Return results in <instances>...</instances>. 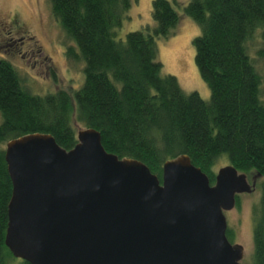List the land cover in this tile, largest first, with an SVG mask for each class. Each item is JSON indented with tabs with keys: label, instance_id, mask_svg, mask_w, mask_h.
I'll list each match as a JSON object with an SVG mask.
<instances>
[{
	"label": "trees",
	"instance_id": "1",
	"mask_svg": "<svg viewBox=\"0 0 264 264\" xmlns=\"http://www.w3.org/2000/svg\"><path fill=\"white\" fill-rule=\"evenodd\" d=\"M47 2L69 41L65 56L82 63L83 81L73 92L32 95L12 63L0 58V264L15 260L3 242L11 194L5 144L45 134L70 150L76 144L71 121L99 133L106 153L138 161L158 179L162 164L180 155L210 185L222 158L238 173L258 175L250 264H264V0H188L182 8L199 28L191 44L208 101L161 75L155 40L167 38L179 18L167 0L151 1L153 27L123 38L117 31L131 0ZM15 44L4 40L6 47Z\"/></svg>",
	"mask_w": 264,
	"mask_h": 264
},
{
	"label": "water",
	"instance_id": "2",
	"mask_svg": "<svg viewBox=\"0 0 264 264\" xmlns=\"http://www.w3.org/2000/svg\"><path fill=\"white\" fill-rule=\"evenodd\" d=\"M70 150L49 135L10 140L11 184L4 246L28 264H241L225 237L223 212L255 189L258 175L227 165L208 178L185 155L160 179L135 160L106 153L82 129Z\"/></svg>",
	"mask_w": 264,
	"mask_h": 264
},
{
	"label": "rangeland",
	"instance_id": "3",
	"mask_svg": "<svg viewBox=\"0 0 264 264\" xmlns=\"http://www.w3.org/2000/svg\"><path fill=\"white\" fill-rule=\"evenodd\" d=\"M151 1L131 0L127 19L117 31L118 38L146 26L153 27ZM167 1L179 18L167 38L155 40L161 75L173 76L184 93L195 92L203 101H208L209 91L195 68L191 44L199 34V28L182 15V8L188 0ZM4 40L16 44L6 47ZM258 44V41L253 42L249 48L252 57ZM69 45L51 15L47 0H0V58L12 63L30 94L43 96L53 90L73 92L81 86L82 63L65 56ZM71 126L75 135L83 129L75 121H71ZM224 166L227 164L223 158L217 160L211 169L214 176ZM258 183L257 180L253 192L236 195L233 208L223 212L226 240L231 245L241 246V264H250L252 207L258 201ZM8 264H18V260L9 259Z\"/></svg>",
	"mask_w": 264,
	"mask_h": 264
},
{
	"label": "flooded vegetation",
	"instance_id": "4",
	"mask_svg": "<svg viewBox=\"0 0 264 264\" xmlns=\"http://www.w3.org/2000/svg\"><path fill=\"white\" fill-rule=\"evenodd\" d=\"M254 176H255V175H254ZM254 176H253V175H250V176L247 175L246 179L249 178V180L247 179V183L250 184V183H251V179H252V177H254ZM256 181H257V178H256V180H255V185H256Z\"/></svg>",
	"mask_w": 264,
	"mask_h": 264
}]
</instances>
